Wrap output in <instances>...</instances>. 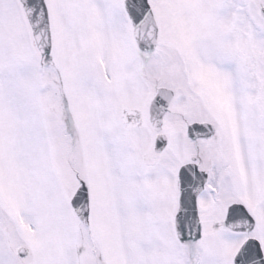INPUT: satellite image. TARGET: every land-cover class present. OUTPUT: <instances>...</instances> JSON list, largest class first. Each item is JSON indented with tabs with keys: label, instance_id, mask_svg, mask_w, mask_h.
I'll return each instance as SVG.
<instances>
[{
	"label": "snow or ice",
	"instance_id": "1",
	"mask_svg": "<svg viewBox=\"0 0 264 264\" xmlns=\"http://www.w3.org/2000/svg\"><path fill=\"white\" fill-rule=\"evenodd\" d=\"M0 264H264V0H0Z\"/></svg>",
	"mask_w": 264,
	"mask_h": 264
}]
</instances>
